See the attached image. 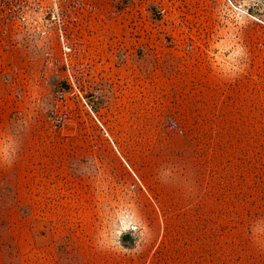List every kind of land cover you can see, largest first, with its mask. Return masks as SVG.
Returning <instances> with one entry per match:
<instances>
[{
	"label": "rangeland",
	"instance_id": "rangeland-1",
	"mask_svg": "<svg viewBox=\"0 0 264 264\" xmlns=\"http://www.w3.org/2000/svg\"><path fill=\"white\" fill-rule=\"evenodd\" d=\"M92 4L0 36V264H264V0Z\"/></svg>",
	"mask_w": 264,
	"mask_h": 264
},
{
	"label": "built area",
	"instance_id": "built-area-1",
	"mask_svg": "<svg viewBox=\"0 0 264 264\" xmlns=\"http://www.w3.org/2000/svg\"><path fill=\"white\" fill-rule=\"evenodd\" d=\"M92 8V0H0V36L4 42L14 43L24 36H43L56 29L62 46V68L76 88L73 76L79 75L81 67L71 62L72 46L63 24L67 16L74 20L77 14ZM51 120L57 127L63 123L64 115L54 111Z\"/></svg>",
	"mask_w": 264,
	"mask_h": 264
},
{
	"label": "crops",
	"instance_id": "crops-1",
	"mask_svg": "<svg viewBox=\"0 0 264 264\" xmlns=\"http://www.w3.org/2000/svg\"><path fill=\"white\" fill-rule=\"evenodd\" d=\"M136 51H137V50H136ZM136 51H135V52H136ZM110 52H111V51H110Z\"/></svg>",
	"mask_w": 264,
	"mask_h": 264
}]
</instances>
